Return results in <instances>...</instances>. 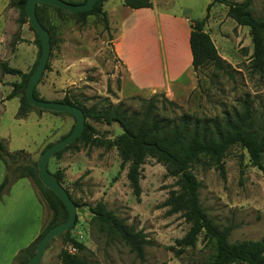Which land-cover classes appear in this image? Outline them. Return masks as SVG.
Listing matches in <instances>:
<instances>
[{
	"label": "rangeland",
	"instance_id": "1",
	"mask_svg": "<svg viewBox=\"0 0 264 264\" xmlns=\"http://www.w3.org/2000/svg\"><path fill=\"white\" fill-rule=\"evenodd\" d=\"M63 1L79 3L77 0ZM225 1L239 3L244 0ZM158 6L159 12L183 16L190 23L208 15L203 30L210 35L225 66L222 71L207 66L193 72L194 88L190 92H177L172 100L178 108L161 110L160 114L169 119L184 113L200 119L221 120L226 114L241 112L245 107L250 109L257 124L264 114V68L257 70L252 66L253 44L249 28L236 25L226 15L227 7L222 2L158 0ZM105 8L107 11L125 9L122 0H106ZM250 11L256 18L264 20V0H251ZM66 16L74 22L73 28L69 30L62 27L63 43H59L57 50L56 47L53 49L49 63L52 65L54 58L63 54L71 70L63 84L55 85L48 81L45 86L47 88H44L41 97L39 95L42 100L56 101L62 93H68L74 95L86 108L95 106L103 110L102 101L108 99L112 104L121 101L128 110L135 111L140 107V101L136 98H148L154 93H162L129 95L120 92L125 71L114 57V34L103 28L99 17L88 16L85 25L78 27L74 18ZM165 28L170 36L178 38L179 33L175 27L168 25ZM23 63L18 60L16 63L9 62V65L22 68L20 65ZM57 73L61 74V69ZM14 80L19 81L20 77L6 75V81ZM11 83L10 87L4 86L3 94L10 91ZM51 85L59 89L56 96L50 92L53 88ZM129 87L126 89H131ZM36 90L40 93L39 83ZM17 107L18 101L15 98L9 99L6 107H0V139H3L10 152L23 149L32 160H37L48 144L62 139L75 121L68 113L54 114L45 110H32L28 117L17 119ZM86 121L93 125L96 135L104 141L112 140L121 133L116 123L107 125L90 118ZM48 170L51 173L57 170L62 172V186L78 203L77 222L69 234L85 245L79 255L91 264L209 262L214 247L211 242L203 239V234L197 237L194 247L186 248L179 255L175 254L178 249L175 239L184 236L189 224L179 213L168 215L167 208L161 206L169 191L177 189V186L175 178L167 175L166 167L154 158H146L141 166L139 197L132 192L126 178L127 170L120 167V158L114 146L77 142L59 157L52 156ZM192 172L199 182L198 199L207 217L219 227H232L229 242L264 237V154L263 169L260 170L250 163L247 152L236 145L228 150L224 158L223 174L203 160L192 167ZM99 201L127 225L146 235L149 244L144 247L143 259L130 251L123 241L107 235L92 221L89 207ZM40 206L43 225L46 226L51 212L41 200ZM171 247H175V250ZM62 248L69 249L62 237L53 238L46 246L39 264H61L58 253ZM10 262L13 263V257Z\"/></svg>",
	"mask_w": 264,
	"mask_h": 264
},
{
	"label": "trees",
	"instance_id": "2",
	"mask_svg": "<svg viewBox=\"0 0 264 264\" xmlns=\"http://www.w3.org/2000/svg\"><path fill=\"white\" fill-rule=\"evenodd\" d=\"M212 2L224 3L227 7L226 15L236 25L249 28L253 44L252 66L257 70H262L264 68V20L256 18L251 13V0H244L239 3H230L225 0H212ZM25 3L26 0H10V5L18 10L17 23L19 25L25 22L29 23L25 13ZM122 3L132 9L151 7L150 0H122ZM103 4L104 0H97L90 10L77 14H71L51 5L37 4L36 16L40 24L49 33L51 50L56 41L54 27L46 19L42 10L52 9L59 14L71 16L77 23H84L88 16L99 17L103 28L109 30ZM207 19L208 15L200 21L190 23L189 46L194 72L207 66H212L218 71L225 70L224 60L219 56L210 35L203 30ZM29 27L34 32V43L38 47L37 58L30 71L23 73L17 68L8 66L5 62L0 63V70L3 74H13L20 77L19 82L12 84V90L7 95V98L18 97L19 99L16 118H23L32 110L44 111L28 104L24 96L27 81L41 52L40 41L30 24ZM48 68L49 58L44 71ZM33 94L35 98L41 99L36 86ZM136 99L140 101V107L135 111L128 110L121 101L112 104L108 99L102 101L103 110H98L95 106L86 108L74 95L65 94L62 99L56 100L79 107L84 112L85 119L90 118L107 125L116 123L121 129V133L112 140L104 141L96 135V129L93 125L85 120V127L80 137L64 149L54 153L53 157H59L61 153L77 142L98 146L106 145L107 147L114 146L120 158V167L126 168V178L136 197H139L141 193V166L146 158H154L166 167L167 175L175 178V186H177V189L169 191L161 206L167 208L168 215L179 213L184 221L189 224V229L184 236L175 239V245L178 248L175 251L176 255H179L186 248L194 247L197 237L203 234V239L211 242L214 247V252L207 264H264V237L258 240L229 242L228 237L232 227L230 225L219 227L211 218L207 217L198 199L199 182L192 172V167L203 160L223 174L224 158L228 150L236 145L247 152L249 161L253 166L260 170L263 169L264 114L257 121V124L253 120L250 109L245 107L241 112L234 111L231 114H226L221 120L200 119L184 113L169 119L160 114L161 110L168 108L174 110L178 106L163 93H154L148 98L138 97ZM52 113L61 114L60 112ZM0 161L5 168V175L0 183V199L9 191L14 182L20 178H27L36 189L38 198L51 212V218L47 225L42 226L40 234L28 247L16 254L12 263L25 264L35 252L37 243L43 234L67 218V210L61 200L39 181L37 160H32L25 150L10 152L6 143L0 139ZM54 175L62 185V172L57 170ZM65 190L71 197L70 192L66 188ZM73 203L78 208V203L75 200ZM89 211L92 221L102 231L123 241L139 259L144 258V247L149 244V241L141 230H136L127 225L112 210L107 209L101 201L89 207ZM72 227L59 235L64 244L69 246V249L62 248L59 251L60 263L91 264L79 255L85 249V245L69 234ZM171 249L175 250V247H171Z\"/></svg>",
	"mask_w": 264,
	"mask_h": 264
},
{
	"label": "crops",
	"instance_id": "3",
	"mask_svg": "<svg viewBox=\"0 0 264 264\" xmlns=\"http://www.w3.org/2000/svg\"><path fill=\"white\" fill-rule=\"evenodd\" d=\"M82 1L77 0L79 3ZM150 2L151 7L148 8L132 9L123 5L125 9L114 8L107 11L104 0L103 10L108 19L109 31L114 34V57L125 71L120 92L129 95L162 92L172 100L177 92L181 90L190 92L194 88V71L189 46L190 21L183 16L159 12L158 0ZM42 12L54 27L56 41L51 50L52 54L53 49L56 47L57 50L59 43L61 41L63 43L61 31L64 28L71 30L74 22L52 9H44ZM17 19L18 10L10 5V0H0V63L5 62L10 66L9 62L16 63L22 60L24 63L20 66L23 67L17 69L28 73L36 61L38 47L34 43L35 35L29 23L19 25ZM75 24L78 27L85 25L76 21ZM168 25L175 27L179 33L178 38L170 36L165 28ZM52 63V65L49 63L48 68L52 69L48 73L45 70L38 82L40 93L38 91L37 93L40 97L44 88H47L45 86L48 81L63 84L71 70L63 54L56 56ZM60 69L61 74L57 73ZM6 75L8 74H3L0 70V107H6L8 100L12 98L17 99L19 107L18 97L7 98V95L12 90V84L20 80L8 82ZM9 83L10 91L3 94L2 89L4 86L10 87ZM51 86L53 88L50 92L56 96L59 89ZM127 87L131 89H126ZM65 94L62 93V96ZM62 96L58 97V100L62 99ZM31 112L23 118L28 117ZM4 175L5 168L0 161V183ZM28 180L18 179L0 199V264H11L12 257L14 260L16 254L28 247L42 230L44 218L42 219L40 199ZM19 243L21 244L18 245Z\"/></svg>",
	"mask_w": 264,
	"mask_h": 264
},
{
	"label": "water",
	"instance_id": "4",
	"mask_svg": "<svg viewBox=\"0 0 264 264\" xmlns=\"http://www.w3.org/2000/svg\"><path fill=\"white\" fill-rule=\"evenodd\" d=\"M97 0H85L81 3H69L63 0H26L25 13L28 18L29 24L35 31L40 44L41 52L36 63V66L29 76L27 81L24 96L31 106L51 112L68 113L74 117V125L71 131L59 141L50 144L41 152L37 159L38 179L44 187L53 192L63 203L67 210V218L48 229L37 243L35 252L26 261L25 264H39L46 246L55 237L61 235L66 230L71 228L76 220V207L72 198L69 196L65 188L59 183L54 173L48 170V162L50 158L59 150L64 149L66 146L72 144L80 137L85 127V116L82 109L79 107L59 101H46L35 98L33 91L38 83L41 75L44 72L45 65L48 61L51 46L48 31L40 24L36 16V5L39 3L54 6L58 9L67 11L71 14H77L90 10Z\"/></svg>",
	"mask_w": 264,
	"mask_h": 264
}]
</instances>
